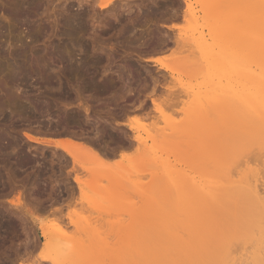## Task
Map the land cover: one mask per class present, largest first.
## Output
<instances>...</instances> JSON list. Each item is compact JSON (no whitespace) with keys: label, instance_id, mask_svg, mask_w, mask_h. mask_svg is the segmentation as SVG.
Returning a JSON list of instances; mask_svg holds the SVG:
<instances>
[{"label":"rangeland","instance_id":"1","mask_svg":"<svg viewBox=\"0 0 264 264\" xmlns=\"http://www.w3.org/2000/svg\"><path fill=\"white\" fill-rule=\"evenodd\" d=\"M263 30L264 0H0V264H54L57 236L79 252L56 264H145L141 232L196 228L203 185L264 175L243 108L196 100L261 73Z\"/></svg>","mask_w":264,"mask_h":264},{"label":"bare ground","instance_id":"2","mask_svg":"<svg viewBox=\"0 0 264 264\" xmlns=\"http://www.w3.org/2000/svg\"><path fill=\"white\" fill-rule=\"evenodd\" d=\"M175 27L172 25L169 28L174 29ZM259 36H261L264 42V30ZM263 42L261 45L264 51ZM263 56L264 54L262 55V59L264 60ZM146 60L156 64L160 63L159 58L149 57ZM20 67L16 65L14 72L17 73ZM261 68L263 70H261L259 75H254L251 71L247 72V83L241 86L235 85L232 79L229 80L232 73H229L231 76L228 77L229 71H226L227 77H224V72L223 79L228 78L227 80L229 81L225 85L211 84L208 90L198 92L196 95L198 110L202 116H207L211 113H223L226 110L229 111V108L232 109L235 107V104L237 107L241 106L247 118V123L243 128L241 136L244 140L247 139L250 142L258 143L260 151L264 150V66ZM217 73L220 74L218 71ZM218 74L216 75L217 78L220 77ZM218 79L220 80V78ZM84 110L88 111L85 107ZM233 135L211 137L212 144H214L213 142L217 138L216 145L214 144L213 146V149L214 147L216 149H214V153L212 152V159L223 158L224 151H227L225 150V146L228 145H222L224 143L222 140L223 138L225 141L236 138ZM207 137L204 134L198 135V138H201L206 143L209 140H205ZM213 137H215L214 140ZM28 139L31 142L46 146H62L60 141L52 138L40 139L28 137ZM72 139L68 141V144L72 147L86 149L90 156L103 159L100 155L103 152L99 154L96 150L92 149V145L87 143L88 141L83 142L85 140L80 141L76 140L78 138L75 139L73 137ZM201 140L199 139L198 142ZM201 145L202 150H204L205 147H203V144ZM65 151L75 162L76 152ZM257 169L259 170V168ZM74 181L82 191V185L79 180L76 178ZM198 194L201 199L199 201L202 203L199 204L201 220L196 223V228L184 229L181 232L178 231L179 233L176 231H171V233L168 231V233L161 230L142 231L141 233H145V238L146 234L153 233L154 240L149 237L152 240L150 244H140L142 245L141 247L140 245L135 247V251L141 257L139 258H143L142 260H144L145 264H264V175L260 173V170L256 171L255 167L253 171L241 173L238 179L229 178L227 181H215L210 186L203 185L199 188ZM238 202H241L242 205ZM236 204L243 207V211L242 213L239 211V215L237 214L238 212L234 213V211H238L236 210L238 207ZM234 205L236 207L235 210H233ZM228 206L231 207L229 208ZM243 220L245 223H243ZM154 233L157 234L156 238ZM168 234L169 238L165 236ZM59 237L57 236V238ZM57 238L55 239L57 247L54 246L56 247L54 250L57 254H61V257L57 259L53 258L54 264L59 263L60 260L62 262L65 260L64 262H66L69 256H74V254L79 252L78 247L76 249L70 245L61 247L60 245H63V242L60 241L61 238H59L60 240ZM232 242L238 243L236 245V247L238 246L237 250L236 247L232 249ZM59 243L61 244L59 245ZM232 250H235V252ZM72 252L73 255H70ZM238 254H241V256L237 257ZM76 256L74 257L76 258ZM74 257H71V260H74Z\"/></svg>","mask_w":264,"mask_h":264}]
</instances>
